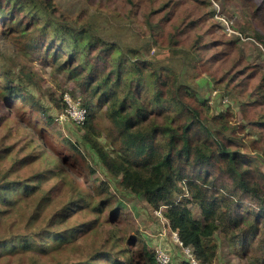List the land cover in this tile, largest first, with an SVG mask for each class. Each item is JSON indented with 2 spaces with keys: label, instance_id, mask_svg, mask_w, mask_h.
Returning <instances> with one entry per match:
<instances>
[{
  "label": "trees",
  "instance_id": "trees-1",
  "mask_svg": "<svg viewBox=\"0 0 264 264\" xmlns=\"http://www.w3.org/2000/svg\"><path fill=\"white\" fill-rule=\"evenodd\" d=\"M156 1L98 0V4L103 8L117 9L126 19L133 15L151 23L150 17L155 15L160 26L166 24L162 33L166 42L172 38L177 39L176 45L186 46L193 40V51L198 54L195 63L213 83L224 84L230 89L238 115L244 122L239 127H231L232 113L228 110L211 114L207 102L181 83L169 69L156 68L140 59L133 62L122 53L115 58L114 50L118 49L114 44L90 36L83 28L61 24L55 18L61 14L50 7L48 0L44 1L47 4L43 7L38 5V0H0V26H13L21 35L26 52L40 53L44 59L51 58L68 80L78 84L82 95L78 99L87 112L81 127L86 129L85 139L90 141V147L102 166L112 178H121L123 188L145 197L152 209L161 210L169 233H177L183 245L193 251L199 264H211L214 259L216 248L210 240L216 231L223 234L230 248L251 247L254 259L264 264V178L257 169L258 158L249 152L244 154L240 149L243 144L239 146L236 142L245 134L252 138L248 146L253 152L264 147V69L245 59L230 35L223 31L224 25L203 24V28L190 18H185L177 26L170 24L172 18L163 17L158 21L156 13L151 11ZM174 1L180 3L179 0H164V5H171ZM163 12L169 14L167 7ZM41 19L45 20V25L41 24ZM261 21L264 23V19ZM2 29L1 36L4 35ZM220 29L222 32L219 33ZM254 36L256 43L263 48L264 35L255 32ZM153 37L157 38L155 34ZM2 70L0 66V74ZM3 72L4 75L0 76L3 79L0 123L11 112L14 101L26 103L28 96V78L24 72L18 75ZM103 107L110 122L111 151L97 145L96 141L91 142L90 136L96 130L91 129L88 133L91 123L96 121V112ZM11 116L16 114L11 113ZM47 146L40 139L34 153L41 157ZM63 146L64 154L49 152L54 159H42L39 170L32 168L27 175L11 178L9 173L17 174L16 167L32 164H22V159L12 156L9 167L0 173V220L6 218L7 213L13 218L19 216L22 201L34 198L43 185L52 180L53 185L46 193L40 194L36 209L27 217L29 222L39 216L48 192L58 194L66 184L62 183L65 176L69 182L68 200L60 209L51 211L45 230L34 235L32 240L26 235L13 240L9 223L11 237L2 238L0 235V244L10 240L18 243L15 249L27 255L29 251L43 255L49 254L58 243H69L99 230L95 229L99 223L97 218L87 223L77 222L73 212L87 204L95 189L100 196L99 207L90 208V215L101 214L104 207H110L116 200L108 193L109 185L93 177L95 171L79 146L67 140ZM66 149H69L68 154ZM69 173L80 177L84 185L73 188ZM181 182L186 185L189 196L181 191ZM191 204L197 205V215L190 210ZM47 208L44 206L45 210ZM113 224L114 221H110L109 225ZM47 238L55 243L49 251L46 249ZM140 240L139 234L129 238L131 246ZM250 240L251 244H248ZM87 254L88 259L81 264H157L155 250L145 245L141 254L137 253L136 260L131 248L124 249L107 240L99 243L94 239L88 245Z\"/></svg>",
  "mask_w": 264,
  "mask_h": 264
},
{
  "label": "rangeland",
  "instance_id": "rangeland-1",
  "mask_svg": "<svg viewBox=\"0 0 264 264\" xmlns=\"http://www.w3.org/2000/svg\"><path fill=\"white\" fill-rule=\"evenodd\" d=\"M44 1L46 0H38L40 3L38 5L43 7L44 4H47ZM48 1L50 7L61 14L55 17L61 24H67L72 28H83L90 36L114 44L118 49L114 50L116 52L115 58L120 55L119 53H122L133 62L140 59L149 62L156 68L169 69L170 73L179 77L181 83L186 84L198 97L207 102L211 114L228 110L232 113V115L230 114L231 127L234 125L239 127L241 123H244L238 115L237 105L229 91L230 89L226 88L224 84L213 83L212 79L202 71L201 66L195 63L198 54L193 51V40H190L186 46L176 45L177 39L169 38L166 42L164 35L162 36L166 24L160 26L155 15L150 17V23L146 18H138L133 15H128L126 19L115 8L100 7L98 0ZM145 2L147 3V0ZM179 2L174 1L171 5H164V0H157L151 11L156 13L158 21L163 17L172 18L169 22L176 26L182 23L185 18L197 21L202 24L201 27L203 28L204 25H224L223 31L230 35L231 40L240 48L245 59L251 63L259 64L264 69V40L262 48L256 43L257 39L254 36L255 32L264 35V23L260 22V19H264V0H188L185 3L184 0H179ZM164 6L167 7L169 14L163 12ZM41 10L47 12L46 8ZM149 11L150 9L147 10V13ZM44 21L43 19L40 20L42 25H45ZM1 29L4 31V35H0V49L2 51L0 66L3 67L0 76L4 75L3 71H11L14 75H18L21 71L24 72L25 77L28 78L26 80L28 96L26 103H22L20 100L14 101L11 112L0 123V173L9 167L12 156L22 159L20 161L22 164H32L16 167L14 171H17V174L9 173L11 178L16 175H27L32 168L39 170L42 167V159L48 161L54 159L50 153L52 155L55 152L58 155L64 154L63 144L67 140L79 146L85 160L87 159L92 167L87 164L95 171L93 177L109 185L108 193L115 198L116 202L110 207H104L101 214L90 215V208L95 205L99 207L97 203L100 199L97 194L98 190H93L94 198L89 197L85 206L76 208L73 212L76 213L73 218L77 219V222L85 221L86 223L97 218L99 223L95 229H99L98 231L72 239L69 243H58L49 254L43 255H37L35 251H29L27 255V253L15 249L18 243L5 240L0 244L2 245L0 264H81L88 259V245H91L94 239L99 243L107 240L121 248H131L136 260H138L137 253L141 254L142 247L145 245L149 249L165 250L170 256V264H185L184 255L173 242L167 228V222L162 218L161 213L156 214V210L147 205L145 197L134 195L123 188L120 184L121 178H112L109 175L91 149L90 141H86V129L77 126L72 121L59 124L54 122V116L62 109L61 99L64 91L72 94L73 99L79 95L82 98L78 84L68 80L58 66L54 65L51 58L44 59L40 53L26 52L25 46L21 43V35L13 26H0ZM26 30L29 31L30 28ZM149 30H153L154 33ZM218 32H222V29ZM153 34L157 38H154ZM2 81L3 79L0 77V86H2ZM212 88H215L217 92L213 94ZM116 91L118 92V89ZM225 98L226 101L223 102ZM30 100H32V106ZM1 101L2 99H0V103ZM204 109L207 111L205 107ZM11 113H15L16 116H11ZM91 129L96 130L90 136L91 142L96 141L97 145H102L106 150L111 151L108 138L110 122L105 114V107L100 112H96V121L93 120L88 133ZM241 137L242 139H236V142L239 146L243 144L240 149L244 154L249 152L258 158L257 169L264 178V147L258 149V152H253L248 146L252 138L245 134ZM40 139H43L48 146L41 153V157H38L34 153V147L38 145ZM66 153H69V149H66ZM69 176L73 188L84 185L80 177L72 176L71 173ZM53 183L52 180L49 181L43 185V190L41 189L34 198L22 201L19 216L13 218L7 216V213L6 218L0 220L2 238L11 237L8 234L9 223H11L13 240L21 235H26L29 240H32L34 235L45 230L44 225L48 221V217L52 215L51 211L60 209L68 200L66 190L69 182H67V176L63 178L62 183L66 184L62 190L58 191V194H54V191L51 190L48 192L39 216L29 222L27 217L36 209L35 205L40 194L46 193ZM180 188L185 196H189L190 192L184 183H180ZM103 193L106 194V192ZM44 206H48V208L45 210ZM189 208L195 215L198 214L197 205L191 204ZM110 221H114L113 226L109 225ZM133 234L141 235V240L131 246L132 243L129 242V238ZM47 239L49 244L46 249L49 251L55 243L52 242L51 238ZM251 241L248 244H251ZM210 242L216 248V255L211 264H259L252 255L251 247L249 249L246 246H239L236 249L230 248L227 246L223 234L219 231H216ZM11 250L13 252L7 254Z\"/></svg>",
  "mask_w": 264,
  "mask_h": 264
},
{
  "label": "built area",
  "instance_id": "built-area-1",
  "mask_svg": "<svg viewBox=\"0 0 264 264\" xmlns=\"http://www.w3.org/2000/svg\"><path fill=\"white\" fill-rule=\"evenodd\" d=\"M217 90L212 88V93H216ZM62 109L54 116L55 123H64L66 121H72L77 126H83L86 120L87 112L81 106L80 101L77 98L73 99L68 91H64L62 94ZM226 101V98L223 102ZM161 210L156 211V214L161 213ZM171 238L173 242L176 244L177 248L180 249L182 254L184 255L186 264H199L197 259L195 258L193 251L184 246L183 243L180 241L176 232L171 233ZM156 263L157 264H170V256L166 253L163 249H156Z\"/></svg>",
  "mask_w": 264,
  "mask_h": 264
},
{
  "label": "clouds",
  "instance_id": "clouds-1",
  "mask_svg": "<svg viewBox=\"0 0 264 264\" xmlns=\"http://www.w3.org/2000/svg\"><path fill=\"white\" fill-rule=\"evenodd\" d=\"M198 261V260H197ZM185 262V261H184Z\"/></svg>",
  "mask_w": 264,
  "mask_h": 264
}]
</instances>
